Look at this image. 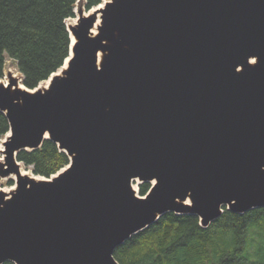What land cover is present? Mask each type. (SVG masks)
Returning <instances> with one entry per match:
<instances>
[{
	"label": "water",
	"instance_id": "95a60500",
	"mask_svg": "<svg viewBox=\"0 0 264 264\" xmlns=\"http://www.w3.org/2000/svg\"><path fill=\"white\" fill-rule=\"evenodd\" d=\"M101 5L66 22L76 41L47 87L0 80V179L15 177L0 264H119L116 248L165 214L208 228L225 208H264V0ZM47 140L70 164L23 175L18 154Z\"/></svg>",
	"mask_w": 264,
	"mask_h": 264
},
{
	"label": "trees",
	"instance_id": "16d2710c",
	"mask_svg": "<svg viewBox=\"0 0 264 264\" xmlns=\"http://www.w3.org/2000/svg\"><path fill=\"white\" fill-rule=\"evenodd\" d=\"M78 1L0 0V79L7 58L17 64L31 90L61 69L71 43L66 21L75 17ZM85 1L87 11L102 3ZM8 132V120L0 112V140ZM18 161L48 179L70 164L49 140L38 150L21 151ZM150 188V183L140 184L139 195ZM114 258L119 264H264V208L243 215L225 208L208 228L196 215L168 213L116 248Z\"/></svg>",
	"mask_w": 264,
	"mask_h": 264
},
{
	"label": "rangeland",
	"instance_id": "374dc122",
	"mask_svg": "<svg viewBox=\"0 0 264 264\" xmlns=\"http://www.w3.org/2000/svg\"><path fill=\"white\" fill-rule=\"evenodd\" d=\"M110 1V0H107V2ZM106 2V0H102V4H104ZM85 3L86 1L85 0H79L78 3L76 4V7H75V17H77V14H84V16H87L89 14V11L86 10L85 8ZM74 17V18H75ZM67 22V21H66ZM68 24V23H67ZM5 77H4V81L7 82L8 81V75L9 74H12L13 76L14 75H18V77L20 79H23L24 80V77L23 75L20 73L19 69L17 68V64L10 58H7L6 60V65H5ZM7 78V79H6ZM20 85L23 86V82L21 81L19 83ZM45 85V83H43ZM1 142V140H0ZM22 168L25 172H28L29 175H31L32 177H36L37 179H45V177H42V176H38V175H35L34 172H33V168L32 167H27L26 165L22 164ZM11 178H5V179H0V189L1 190H9L10 188H15V182L12 184V185H8L9 184V180ZM139 187L140 185H138V183H134V189L136 190L137 194H139Z\"/></svg>",
	"mask_w": 264,
	"mask_h": 264
},
{
	"label": "bare ground",
	"instance_id": "6f19581e",
	"mask_svg": "<svg viewBox=\"0 0 264 264\" xmlns=\"http://www.w3.org/2000/svg\"><path fill=\"white\" fill-rule=\"evenodd\" d=\"M106 2H107V0H106ZM104 7V4H102L101 6H99L98 7V9H96V10H99V9H101V8H103ZM93 12V11H92ZM78 18H79V14H77V17H75V18H70V19H68L67 20V23H68V28H70L71 26H74L77 22H78ZM100 25V17H99V20H98V22L96 23V26H95V28L92 30V34L93 35H96L97 33H98V26ZM71 32V31H70ZM70 38H71V45L73 46V44L75 43V38H74V36H73V34L72 33H70ZM102 53L100 52L99 53V55H98V58H99V62L101 61V59H102ZM66 67H67V63H66ZM66 67H64V69L66 68ZM14 77L15 78H17V79H20L19 77H18V75H14ZM50 82L49 81H47V82H45V85L42 83L41 84V87L40 88H45V87H47L48 86V84H49ZM20 87H22V85H20ZM1 150H3V146H2V142H0V151ZM0 160L3 162V159H2V157H1V155H0ZM23 166H22V164H21V172H22V174L23 175H29V173L28 172H25L24 170H23V168H22ZM30 177H32L31 175H29ZM10 178H15L14 176H11ZM14 189L15 188H10L9 190H5V192H7L8 194H10V193H12L13 191H14Z\"/></svg>",
	"mask_w": 264,
	"mask_h": 264
}]
</instances>
